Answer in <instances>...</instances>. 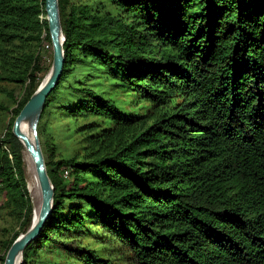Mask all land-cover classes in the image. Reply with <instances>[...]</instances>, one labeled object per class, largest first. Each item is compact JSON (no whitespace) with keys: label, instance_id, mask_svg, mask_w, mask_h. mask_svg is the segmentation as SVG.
<instances>
[{"label":"trees","instance_id":"obj_1","mask_svg":"<svg viewBox=\"0 0 264 264\" xmlns=\"http://www.w3.org/2000/svg\"><path fill=\"white\" fill-rule=\"evenodd\" d=\"M59 5L65 65L41 121L72 89L65 109L102 122L80 128V155L57 160L42 144L53 211L21 264H58L55 248L76 264H264V0ZM44 40L52 44L45 0H0V84H29L0 142V198L21 222L0 264L33 223L25 148L12 130L45 78L35 55ZM84 62L148 106L125 113L104 92L67 84ZM94 227L122 247L117 255L81 245Z\"/></svg>","mask_w":264,"mask_h":264},{"label":"rangeland","instance_id":"obj_2","mask_svg":"<svg viewBox=\"0 0 264 264\" xmlns=\"http://www.w3.org/2000/svg\"><path fill=\"white\" fill-rule=\"evenodd\" d=\"M82 1L86 2L88 0ZM106 11L110 12L113 16L125 15L119 8L112 4L107 5ZM35 55H38L41 67L43 69V73L40 76L46 78L53 65L52 44L44 40L35 47ZM106 72L107 70L105 72L102 69L99 70L97 66L91 63H77L74 66V71L72 72L67 84L73 88H90L97 93L104 92L105 97L113 99L115 102H117L120 109L125 113H133L134 111L141 110V108L143 109V107L148 106L146 100L139 97V92L132 90L124 92L122 89L112 87V84L115 82V80L110 77L111 75L106 74ZM44 80L42 81L43 83ZM28 85L29 84L14 86L13 84H9L7 82L0 84V142L6 138L9 126L14 121L13 111L18 107L19 102L24 100ZM71 91L73 90H64L60 95L57 104L52 106L50 116L45 117L42 121L40 119L45 130V135L42 137H40L38 130L41 147L42 144L47 140L49 144L55 148L54 152L57 153V160L80 155V149L82 147V135L79 132L80 128L89 123L102 122V118H100V116H95L92 114L80 115V111H76V113H70L69 110L65 109L64 106L67 105L68 98H70L69 93ZM108 125V120H106V122L104 120L103 127ZM26 158L27 155L25 154L24 171L26 166ZM65 169L69 168H64L62 174L63 177L68 178L70 175H65ZM5 202L6 199L1 197L0 257L4 256L5 254V243L10 241L15 233L20 232L21 224L19 215L14 211L13 206H8V204ZM91 230L92 231L87 237L79 239L81 245L96 249L105 256H115L121 251L122 247H118L116 243L110 241L108 239V235L101 228L94 227ZM21 235L22 234H20V236ZM49 249H46V253L49 252ZM55 251L58 250L55 248ZM55 251L50 254L51 260H55L57 258L58 264H76L74 261L67 262L66 258L64 257L65 255L63 254L64 252L58 253ZM43 259L45 260L46 258L44 257ZM41 262L44 263L45 261ZM39 264L42 263L39 262Z\"/></svg>","mask_w":264,"mask_h":264},{"label":"water","instance_id":"obj_3","mask_svg":"<svg viewBox=\"0 0 264 264\" xmlns=\"http://www.w3.org/2000/svg\"><path fill=\"white\" fill-rule=\"evenodd\" d=\"M47 20L49 25L50 37L53 46V65L51 76L48 81L38 88L37 92L31 97L28 103L16 118L13 134L23 144L24 153L32 160L41 188L42 201L38 208V217L35 223H32L30 229L22 234L13 243L4 264H17L18 258L23 256L25 249L34 241L42 232L47 220L50 218L54 204V186L49 177L46 160L38 136V125L48 96L59 84L65 65V53L63 44L65 37L62 29L59 0H45ZM30 121L32 124L33 137L22 132V124ZM36 210L34 209V212Z\"/></svg>","mask_w":264,"mask_h":264},{"label":"bare ground","instance_id":"obj_4","mask_svg":"<svg viewBox=\"0 0 264 264\" xmlns=\"http://www.w3.org/2000/svg\"><path fill=\"white\" fill-rule=\"evenodd\" d=\"M52 69L48 76L45 78L44 83L48 81V79L51 76ZM42 82V84H44ZM22 132L28 136H30L32 139L33 137V131H32V124L30 121H26L22 124ZM25 173H26V183H27V189L30 193L34 209L36 210L33 215V223L37 221L38 217V208L42 201V195H41V188H40V181L35 169V166L32 162V160L27 156L26 158V166H25ZM22 260L21 258H18L17 264H21Z\"/></svg>","mask_w":264,"mask_h":264},{"label":"built area","instance_id":"obj_5","mask_svg":"<svg viewBox=\"0 0 264 264\" xmlns=\"http://www.w3.org/2000/svg\"><path fill=\"white\" fill-rule=\"evenodd\" d=\"M65 175H66V176H69V175H70V171H69V169H65Z\"/></svg>","mask_w":264,"mask_h":264}]
</instances>
